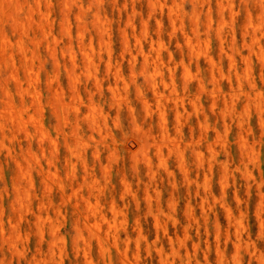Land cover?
I'll return each instance as SVG.
<instances>
[{"label":"rangeland","instance_id":"374dc122","mask_svg":"<svg viewBox=\"0 0 264 264\" xmlns=\"http://www.w3.org/2000/svg\"><path fill=\"white\" fill-rule=\"evenodd\" d=\"M0 35V264H264V0H0Z\"/></svg>","mask_w":264,"mask_h":264},{"label":"bare ground","instance_id":"6f19581e","mask_svg":"<svg viewBox=\"0 0 264 264\" xmlns=\"http://www.w3.org/2000/svg\"><path fill=\"white\" fill-rule=\"evenodd\" d=\"M97 17V16H96ZM258 35V34H257ZM1 36V35H0ZM4 36V35H3ZM6 36V35H5ZM251 36V35H250ZM1 38H2V36H1ZM7 38V37H6ZM247 41V40H246ZM0 42H2V41H0ZM125 43V42H124ZM91 45V44H90ZM4 48V47H3ZM90 49H91V47H90ZM70 50V49H69ZM73 50V49H72ZM251 50V49H250ZM84 54V53H83ZM87 54V53H86ZM89 54V53H88ZM255 54V53H254ZM2 55H3V53H2ZM69 55H70V53H69ZM256 56V55H255ZM88 57V56H87ZM90 57V56H89ZM264 57V56H263ZM71 59H72V54H71ZM74 59V58H73ZM92 60V59H91ZM73 61V60H72ZM71 61V62H72ZM57 62V61H56ZM94 63V62H93ZM261 63V62H260ZM32 64V63H31ZM75 64V63H74ZM74 66V65H73ZM32 68V67H31ZM27 69H28V72H29V67L27 66ZM35 69V68H34ZM27 71V70H26ZM34 71V70H33ZM36 71V70H35ZM31 72V71H30ZM37 72V71H36ZM31 73H33V72H31ZM16 74H14V78H16L17 76H15ZM28 75H30V73L28 74ZM33 75H34V73H33ZM246 75H247V73H246ZM29 77V76H28ZM27 77V78H28ZM117 77V76H116ZM31 78H32V76H31ZM17 79V78H16ZM29 79H30V77H29ZM31 80V79H30ZM27 82H28V80H27ZM31 82V81H30ZM17 84H19V83H17ZM33 83H30V85H32ZM155 84V83H154ZM20 85V84H19ZM21 86V85H20ZM34 86V85H33ZM37 87V86H36ZM27 88V87H26ZM34 88V87H33ZM56 89V88H55ZM118 89V88H117ZM116 89V90H117ZM158 89V88H157ZM31 89H29V91H30ZM34 90H36V91H39V90H37V89H34ZM56 91V90H55ZM54 90H53V92H55ZM59 91H60V89H59ZM8 92V91H7ZM33 91H31V93H32ZM35 93V92H34ZM57 93V92H56ZM3 94H4V92H3ZM8 94V93H7ZM36 95V94H35ZM61 95V94H60ZM7 96V95H6ZM9 96V95H8ZM54 96V95H53ZM56 96V95H55ZM54 96V97H55ZM36 97V96H35ZM36 99H38V98H36ZM57 99H56V97H55V101H56ZM59 102V101H58ZM61 102V101H60ZM63 102H65V101H63ZM8 104V103H7ZM63 104H65V103H63ZM94 105V104H93ZM10 106H11V104H10ZM9 106V107H10ZM95 106V105H94ZM9 109V108H8ZM94 109V108H93ZM19 113V112H18ZM261 121V120H260ZM39 131V130H38ZM39 133H40V131H39ZM41 133H43V132H41ZM249 143V142H248ZM240 145V144H239ZM242 145V144H241ZM142 146V145H141ZM32 158V157H31ZM29 165V164H28ZM48 177V176H47ZM14 184V183H13ZM23 195V194H22ZM88 196V195H87ZM92 201V200H91ZM94 201V200H93ZM96 202V201H95ZM89 203V202H88ZM91 203V202H90ZM87 204V203H86ZM98 204V203H97ZM88 205V204H87ZM99 206V205H98ZM94 219V218H93ZM99 225V224H98ZM13 243V242H12ZM13 249V248H12Z\"/></svg>","mask_w":264,"mask_h":264}]
</instances>
